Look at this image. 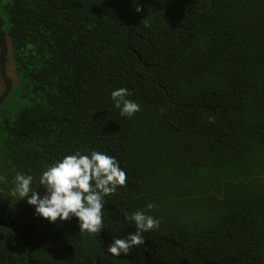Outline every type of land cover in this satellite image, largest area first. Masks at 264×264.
<instances>
[{"label": "trees", "instance_id": "trees-1", "mask_svg": "<svg viewBox=\"0 0 264 264\" xmlns=\"http://www.w3.org/2000/svg\"><path fill=\"white\" fill-rule=\"evenodd\" d=\"M0 11L33 94L0 121V264H264V0H0ZM119 88L140 105L130 118L111 100ZM77 151L127 174L97 237L11 195L21 173L43 196L41 174ZM135 211L159 227L129 255L107 254L135 232L124 217Z\"/></svg>", "mask_w": 264, "mask_h": 264}, {"label": "clouds", "instance_id": "clouds-1", "mask_svg": "<svg viewBox=\"0 0 264 264\" xmlns=\"http://www.w3.org/2000/svg\"><path fill=\"white\" fill-rule=\"evenodd\" d=\"M136 7L137 13L141 12ZM131 93L126 88H119L111 93V100L121 117H132L140 111V105L126 99ZM209 123L215 117L208 118ZM32 175L17 173L13 181L11 195L34 207L35 215L48 223L67 222L75 217L78 221V235L97 237L104 229L103 209L105 197L115 194L118 187L127 186V174L120 163L111 155L100 151H91L85 155L76 152L48 166L41 174L38 186L44 189L41 196L33 190ZM156 207L149 203L147 211ZM125 220L132 223L135 232L126 238H116L106 247L107 254L115 257L127 256L134 248L145 243L144 233L156 230L160 221L146 214V211L125 213Z\"/></svg>", "mask_w": 264, "mask_h": 264}, {"label": "rangeland", "instance_id": "rangeland-1", "mask_svg": "<svg viewBox=\"0 0 264 264\" xmlns=\"http://www.w3.org/2000/svg\"><path fill=\"white\" fill-rule=\"evenodd\" d=\"M31 97H33V94L29 92V89L26 88L25 85L19 83L18 81L14 82L8 99L0 107V121L4 118L14 120L22 109L29 107L33 103V101H31ZM3 124L4 123L2 122L1 125ZM1 179L2 177H0V181Z\"/></svg>", "mask_w": 264, "mask_h": 264}, {"label": "crops", "instance_id": "crops-1", "mask_svg": "<svg viewBox=\"0 0 264 264\" xmlns=\"http://www.w3.org/2000/svg\"><path fill=\"white\" fill-rule=\"evenodd\" d=\"M3 15L0 11V53L1 50L5 55V79L9 82L10 91L5 97V91H6V85L4 83V80L2 78L1 72H0V107L5 103V101L8 99L9 94L12 91V87L14 85V82L17 81L16 76L12 69V62H11V50H10V44L8 41V38L3 35L5 26L2 23Z\"/></svg>", "mask_w": 264, "mask_h": 264}]
</instances>
